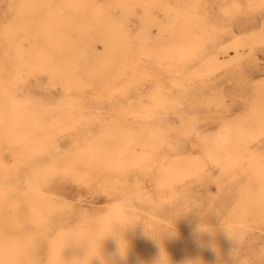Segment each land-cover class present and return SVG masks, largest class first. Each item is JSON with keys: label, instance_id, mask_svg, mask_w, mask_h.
Segmentation results:
<instances>
[{"label": "rangeland", "instance_id": "1", "mask_svg": "<svg viewBox=\"0 0 264 264\" xmlns=\"http://www.w3.org/2000/svg\"><path fill=\"white\" fill-rule=\"evenodd\" d=\"M167 2L174 23L162 33L158 14L149 37L196 39L205 53L132 58L135 73L114 102H22L8 119L16 127L36 116L49 135L17 149L13 180L0 187V245L19 237V219L36 264L53 248L54 264H68L104 237L108 264H154L161 247L171 264H233L237 244L220 229L224 220L241 264H264V0ZM56 117L58 133L48 125ZM22 172L25 181L14 182ZM201 222L214 232L198 233ZM118 224L130 227L125 260L106 237Z\"/></svg>", "mask_w": 264, "mask_h": 264}, {"label": "bare ground", "instance_id": "2", "mask_svg": "<svg viewBox=\"0 0 264 264\" xmlns=\"http://www.w3.org/2000/svg\"><path fill=\"white\" fill-rule=\"evenodd\" d=\"M170 5L167 0H0V187H8L13 180L17 149L25 141L49 135L45 121L36 116L23 118L16 127L8 125L22 102L33 106L45 101L68 106L114 102L116 90L123 81L128 84L129 74L135 73L132 58L145 63L153 55L192 57L205 53L196 39L149 37L150 26L159 21L158 14L165 19L158 23L162 33L174 23L168 18ZM7 18L8 22L4 21ZM182 34L191 35L187 29ZM145 82L142 78L141 84ZM18 87L23 89L22 96L17 94ZM40 111L44 115L49 109ZM59 120L52 118L48 123L57 133ZM22 181L23 172L14 182ZM14 225L19 237L0 245V264H21L22 253L28 255L29 264H36L21 221ZM52 251L55 258L58 250Z\"/></svg>", "mask_w": 264, "mask_h": 264}, {"label": "clouds", "instance_id": "3", "mask_svg": "<svg viewBox=\"0 0 264 264\" xmlns=\"http://www.w3.org/2000/svg\"><path fill=\"white\" fill-rule=\"evenodd\" d=\"M101 226H102L101 222L98 221L97 228L99 229ZM128 228L130 227L118 224L116 227V230L112 232V234L106 236V237L111 236L116 241L117 248H118V257L120 260H125L128 254V244H127L126 239L124 238V232ZM145 229H146V234L154 238L149 233V230L146 227ZM220 229L224 231L230 239L236 242L237 247L229 251V257L232 260L233 264H241L240 256H239L240 244L238 243L236 239H234L232 230L225 224L224 220L222 221L220 225ZM197 232L198 233L207 232L209 234H212L214 232V229H212L207 223L201 222L197 225ZM170 235H175L174 228ZM103 239L98 240V241L95 239H90L88 242L85 243L87 245V255L83 258H77L71 261H67L68 264H74V262H78V264H93L94 260L96 259H100L101 264H108V261H106L103 258L102 253H101V246L99 242L102 241ZM212 247H213V250L216 251L217 255L219 256L220 255L219 249L216 248L215 245H213ZM40 260H41V264H54L53 251L50 250V253L48 254L46 259L42 260L40 258ZM112 264H116V261L113 260ZM154 264H171L170 258L167 252L163 249V247H161L158 258L154 261ZM185 264H201V262L198 260H189V261H186Z\"/></svg>", "mask_w": 264, "mask_h": 264}]
</instances>
